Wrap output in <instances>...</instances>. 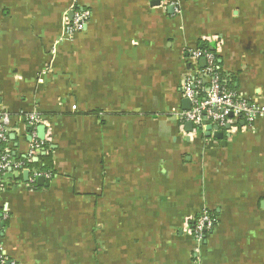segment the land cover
<instances>
[{
    "label": "crops",
    "instance_id": "1",
    "mask_svg": "<svg viewBox=\"0 0 264 264\" xmlns=\"http://www.w3.org/2000/svg\"><path fill=\"white\" fill-rule=\"evenodd\" d=\"M73 5L91 17L69 38ZM196 49L216 54L239 99L264 107V0H0L7 148L27 159L32 133L42 140L25 116L39 114L56 171L41 184L14 173L15 184L0 185L3 255L264 264V114L250 125L229 117L209 136V125L183 122L184 82L206 66L189 60ZM204 210L216 226L197 241Z\"/></svg>",
    "mask_w": 264,
    "mask_h": 264
},
{
    "label": "built area",
    "instance_id": "2",
    "mask_svg": "<svg viewBox=\"0 0 264 264\" xmlns=\"http://www.w3.org/2000/svg\"><path fill=\"white\" fill-rule=\"evenodd\" d=\"M72 9V17L66 22L64 28V34L69 38L83 31L91 17V12L88 9L77 5H73ZM51 53L53 58L57 55L58 50L55 46ZM189 54L191 62L197 63L205 60L206 66L198 75L188 76L184 82L183 96L190 100L192 108L182 114L183 122L192 123L197 132H203L208 125L223 129L228 124L230 114L233 115V118L242 119L249 125L255 121L257 116L264 114V107L239 99L235 93L228 92L221 85L222 80L217 73L220 70L218 58L214 52L196 49ZM73 109L76 110V107ZM9 121L8 117L0 114V144L3 145L9 143ZM25 121L32 129L44 125V119L39 114H29L25 116ZM32 134L33 142L27 157L28 162L34 161L39 153L44 152L42 146L45 142L39 141L34 132ZM25 164L15 162L8 148L2 152L0 150V185L3 188H9L15 184L12 179L14 173L29 172L30 184L32 185L40 177L51 178L50 174L26 168ZM193 221L192 235L197 241H202L204 235L213 231L216 226L215 217L206 210L198 214ZM8 263L16 264L3 255L0 248V264Z\"/></svg>",
    "mask_w": 264,
    "mask_h": 264
},
{
    "label": "trees",
    "instance_id": "3",
    "mask_svg": "<svg viewBox=\"0 0 264 264\" xmlns=\"http://www.w3.org/2000/svg\"><path fill=\"white\" fill-rule=\"evenodd\" d=\"M205 51H209V49L205 50ZM217 73L220 75L221 77V80H222V83L221 85L228 91V92H231V93H234V91H232L231 88H229L227 86V84H224V78H223V74L221 72V70L217 71ZM15 130L11 129L9 130V134H8V140L9 142L11 143V133H13ZM8 145H3V144H0V150L1 152L4 151L5 148H7ZM44 150H50L49 149V146L46 145V143H44V145L42 146ZM52 152H49L47 154H43V153H39L38 154V162H35V161H31V162H28L27 159H24L22 157H17V156H14L13 154L11 155L12 158L14 159L15 162H22V163H26L25 164V167L28 168V169H35V170H38L40 172H43V173H47V174H50L51 177H54V175H56V171H55V168H54V162H53V156L51 154ZM23 174V173H22Z\"/></svg>",
    "mask_w": 264,
    "mask_h": 264
},
{
    "label": "water",
    "instance_id": "4",
    "mask_svg": "<svg viewBox=\"0 0 264 264\" xmlns=\"http://www.w3.org/2000/svg\"><path fill=\"white\" fill-rule=\"evenodd\" d=\"M201 65H202V66H205V65H206L205 60H201ZM0 103H1V102H0ZM184 103H185L186 106H187V107H186V110H191V109H190V108H191V102H190V100H189V99H188V100H185ZM230 117L232 118L233 115L230 114ZM192 125H193L192 123H189V124H188L189 127H192ZM213 128H214V127H212V126H208V127H207V132H208L207 136L210 135V132L213 130ZM230 128H231V127L228 126V129H230ZM215 129H216V128H215ZM38 132H39V138H40L42 141H44V140H45V134H46V127H45V126H39V128H38ZM215 136L218 137L219 139H222L221 134H219V135H216V134H215ZM11 138L14 139L15 136L12 135ZM43 154H44V153H43ZM34 161H35V162H38V159L36 158ZM15 174H16V173H15ZM16 175H18V173H17ZM29 175H30L29 172H23L24 180L28 181ZM42 181H43V178L38 179V182H39L40 184H41ZM3 226H4V225H3ZM8 264H9V263H8Z\"/></svg>",
    "mask_w": 264,
    "mask_h": 264
}]
</instances>
